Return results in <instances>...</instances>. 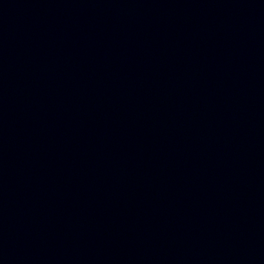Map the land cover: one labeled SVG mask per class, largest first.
Instances as JSON below:
<instances>
[{
  "label": "water",
  "instance_id": "95a60500",
  "mask_svg": "<svg viewBox=\"0 0 264 264\" xmlns=\"http://www.w3.org/2000/svg\"><path fill=\"white\" fill-rule=\"evenodd\" d=\"M0 264H264V0H0Z\"/></svg>",
  "mask_w": 264,
  "mask_h": 264
}]
</instances>
